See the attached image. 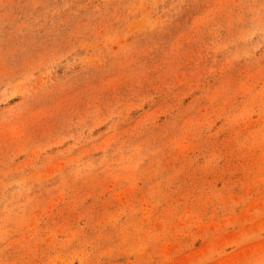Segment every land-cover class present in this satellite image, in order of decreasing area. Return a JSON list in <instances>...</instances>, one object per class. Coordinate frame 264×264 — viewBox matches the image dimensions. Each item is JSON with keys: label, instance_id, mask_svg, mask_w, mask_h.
I'll return each instance as SVG.
<instances>
[{"label": "rangeland", "instance_id": "obj_1", "mask_svg": "<svg viewBox=\"0 0 264 264\" xmlns=\"http://www.w3.org/2000/svg\"><path fill=\"white\" fill-rule=\"evenodd\" d=\"M0 264H264V0H0Z\"/></svg>", "mask_w": 264, "mask_h": 264}]
</instances>
